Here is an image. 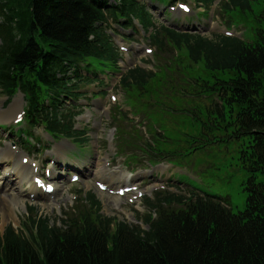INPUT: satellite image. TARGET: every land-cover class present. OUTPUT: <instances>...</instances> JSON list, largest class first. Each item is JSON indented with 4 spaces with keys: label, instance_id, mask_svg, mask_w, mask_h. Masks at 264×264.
I'll return each mask as SVG.
<instances>
[{
    "label": "trees",
    "instance_id": "1",
    "mask_svg": "<svg viewBox=\"0 0 264 264\" xmlns=\"http://www.w3.org/2000/svg\"><path fill=\"white\" fill-rule=\"evenodd\" d=\"M139 1L0 0V88L12 93L20 86L40 103L48 98L53 112L48 130L76 137L72 120L55 107L61 94L74 96L67 70L76 73L79 63L115 68L118 54L99 23L113 15L124 24L136 18L145 28L153 26L151 13ZM230 3L241 13L252 4L258 7L260 0ZM252 29L250 43L220 34L180 33L164 25L150 38L176 47L177 65L188 74H203L224 85L221 105L199 110L207 117L203 130L221 141L238 142L236 160L251 173L264 174V19ZM164 79L163 70L133 68L121 83L130 96L149 100L151 93L159 94L155 84ZM161 99L154 98L157 107ZM171 100L179 107L187 104L177 96ZM169 117L171 124L165 127L180 146L179 132L197 130L196 125L184 115ZM181 199L170 193L146 199L149 212L143 220L149 227L142 229L100 214V202L88 193L87 205L63 227L36 215L21 230L6 226L0 234V264H264V183L248 188L244 210L237 214L209 196H196L184 207L171 206ZM151 210L156 213L153 219Z\"/></svg>",
    "mask_w": 264,
    "mask_h": 264
},
{
    "label": "rangeland",
    "instance_id": "2",
    "mask_svg": "<svg viewBox=\"0 0 264 264\" xmlns=\"http://www.w3.org/2000/svg\"><path fill=\"white\" fill-rule=\"evenodd\" d=\"M157 16L161 19L160 15ZM125 33H128V30L125 31ZM203 34L207 35L209 33L206 31ZM144 36L141 31H138L137 34H133V37H136L139 42H142L143 40L145 41ZM142 60L145 61L144 64L146 66H150V64L147 62L150 59L140 52H138L135 57L132 56L129 63H136ZM125 68L126 65H123L122 71H124ZM119 77L120 75L119 73H117L113 76L112 80L107 83V86H105L104 88H94L92 90H94L96 93H98L101 89L111 91L113 86L116 87ZM119 97L123 98V95L118 94V98ZM5 100L6 96L0 92V109ZM106 100L107 95L102 98L95 99L91 101V103L96 101L103 103ZM108 122L109 119H101L98 116V113L93 114L91 117H87L83 114L80 119L78 118V122L76 123L77 126H79L80 128L84 127L87 133L91 136L89 142L85 144V146H87L86 148H90L94 153H97L99 147L103 145L104 138L106 137V133L108 132ZM36 130L37 132H41L40 127ZM0 132L2 131L0 130ZM81 146L84 147V145ZM67 147L70 149H74L75 146L74 144L70 143L67 144ZM86 148L84 149V151H86ZM77 149L78 150H73L72 152H70V154L75 157L80 155L79 147ZM237 156L238 149L233 142H220L217 145H213L212 148H208L204 154H201L199 152L193 157L192 165L194 167H197L200 164H203L205 168V171L203 173H198L197 178L185 174V176L188 177V180L192 184L196 183L198 187L203 191L210 194H215L224 201L226 200L228 206L232 208L233 213H236L244 208L245 198L247 195L245 186L249 177L246 169L236 160ZM80 159L86 161L89 160L88 155H84ZM255 181L264 182V175L260 174L259 172H255ZM152 185L154 186V184ZM93 186L94 185L92 181H88V177L83 178L81 182H77L75 184L62 183L59 185V191L57 192L56 200H62V202H65L66 204H71L73 203V201H75L73 200L74 194L76 195V199L79 197L78 193L76 192L78 189L87 192H95L99 200L101 201L100 212L107 216H117L112 211V209L116 208V206H118L119 204L122 205L123 203H126L127 199L120 198L113 204V200L115 199L114 197L108 196L105 193L97 192L96 190L94 191L95 187L93 188ZM80 195L82 196L83 194ZM27 205L28 203H25V207ZM33 206L38 214H51L48 210L49 205H45V203L43 204V202L34 203ZM14 209L15 215L8 214L6 207L3 205L0 199V218L3 217L5 219L4 222H0V229H3V227L8 223H12L14 226L18 227L20 222H24V219H26L27 210H25V208L21 204ZM143 210H145V208ZM117 217L120 218L121 216ZM128 218L130 221H134V223H136L134 216H132V213H129V211Z\"/></svg>",
    "mask_w": 264,
    "mask_h": 264
},
{
    "label": "bare ground",
    "instance_id": "3",
    "mask_svg": "<svg viewBox=\"0 0 264 264\" xmlns=\"http://www.w3.org/2000/svg\"><path fill=\"white\" fill-rule=\"evenodd\" d=\"M11 153L9 150L3 149L1 152V158H5L8 159L9 157H11ZM15 171L17 174V178H19V183L21 184L24 181L28 180V175H29V169L26 165H17L15 167ZM31 181V179H29L27 182H25L26 184L29 183ZM18 191H13V193L10 195V201L12 203L13 206H18L20 204L24 205V199H22L21 194ZM118 211H122V210H118Z\"/></svg>",
    "mask_w": 264,
    "mask_h": 264
}]
</instances>
